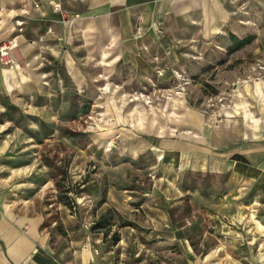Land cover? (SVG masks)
<instances>
[{"label": "crops", "instance_id": "obj_1", "mask_svg": "<svg viewBox=\"0 0 264 264\" xmlns=\"http://www.w3.org/2000/svg\"><path fill=\"white\" fill-rule=\"evenodd\" d=\"M53 2L60 3L73 21H62L52 10ZM21 9L27 10L25 16H20ZM16 18L23 21L20 32ZM263 25L264 0H0V43L12 37L17 40L10 52L11 64H0V96L3 100L22 97L32 93L38 83L45 84L44 74L38 77L26 65L29 61L37 65L35 56L39 54L63 63L76 87L81 80L102 76L132 88L136 79L153 76L155 57L164 68L184 70V47L176 51V42L209 38L226 54L230 33L240 39L253 35L250 44L224 56L225 64L233 65L226 76L209 82L215 90H223L222 81L234 78L237 64H242L248 52L251 57L264 53V39L257 43ZM138 28L141 35L136 38ZM191 68L195 74V65ZM241 84L230 92L229 108L220 109L216 116L186 109L184 128L174 137H162L164 124L157 126L152 121L157 135L147 140L133 137L129 157L136 160L146 152L151 155L150 167L158 175L149 198L131 202V188L111 186L105 200L94 204L99 197L97 188L91 187L84 194L85 210L90 208L91 213L79 220L93 222L107 208H149L148 235L176 239L185 264H264V80L248 79ZM116 92L121 94L112 93ZM157 154H162V161L156 160ZM192 173L226 176L223 190L204 194L197 187L185 186L186 175ZM243 184L251 198L252 191L259 190L261 209L239 199ZM8 191L9 185L0 181V264H109L101 260L99 246L93 244L95 233L76 225L64 226V234L52 231L51 224L42 226L43 214L14 212ZM150 198L154 200L150 202ZM182 206L187 212L180 218L183 223L169 230L170 210ZM247 207L259 219L250 213L245 222L253 221L259 235L249 236V230L239 229L240 213ZM67 211L50 222H77V216Z\"/></svg>", "mask_w": 264, "mask_h": 264}, {"label": "rangeland", "instance_id": "obj_2", "mask_svg": "<svg viewBox=\"0 0 264 264\" xmlns=\"http://www.w3.org/2000/svg\"><path fill=\"white\" fill-rule=\"evenodd\" d=\"M68 18L70 14H67L65 20ZM258 37L260 40L257 43H261L264 28ZM208 39L197 42L187 38L184 43H174L178 46L176 51L184 47V60L187 64L184 70L169 66L164 68L162 75L154 70L150 79H136L132 88L102 76L81 80L76 87L70 82L63 63L54 61L48 54H39L49 59L50 64L45 62L33 73L38 77L43 73L48 74L44 76L48 84L38 83L39 86L32 93L22 97L18 95L3 100L0 96V181L9 185L11 209L20 214H43L45 221L51 224L50 229H56V224L49 221L71 209L70 212L77 216L78 221L62 224L63 227L69 229L76 225L75 228L95 233L93 244L99 246L101 260L109 264H185L176 239L148 235L151 227L147 215L149 208L138 211H116L111 208L110 225L100 230H91L96 220L83 221L79 218L91 213L90 208L85 210L84 204V194L91 187L97 188L95 192L99 198L102 192L106 196L111 186L116 189L131 188V202H144L149 198L147 195L154 188L158 175L155 168L150 167L151 155L146 152L136 160L129 157L130 147L135 145L133 137L147 140L157 135L152 121L157 122V126L164 124L162 137H174L184 128L186 109L216 116L223 109L218 98L224 97L222 102L227 104L230 92L242 85L237 82L248 80V76L249 79L257 75L263 77L261 66L264 65V53L257 52L255 57H251L252 52H248L242 64H237L234 78L222 81L225 89L213 93L214 88L209 82L226 76L229 67L233 65L225 64L224 56L227 55ZM220 58L222 63H219ZM191 65L196 67L195 74L191 71ZM33 66L28 68L32 70L35 68ZM176 72L182 73L184 80H179ZM59 78L62 80L61 85ZM184 81H188V84H184ZM181 84L183 89H180ZM196 86L199 92L195 91ZM28 91L31 92V87H28ZM115 91L122 92L124 96L118 99L120 93L113 94ZM177 91L182 92L180 96L185 106L177 109L170 107L169 111H174L177 116L169 118L168 108L163 107L167 105V96ZM134 96L137 100L122 105L123 101ZM134 104L135 112L129 113L128 109ZM228 108L225 106L224 109ZM127 113L132 115L131 118H128ZM171 128L175 131L171 132ZM109 143L111 146L107 149ZM225 181L226 176L223 175L192 173L186 175L184 184H193L201 190L217 193L223 190ZM55 182H59L60 189ZM242 187L238 191L239 199L252 202L253 207L261 209L259 190L254 189V197L251 198V192L246 195L245 185ZM65 197L71 207L74 205V209L58 201ZM153 200L149 199L150 202ZM96 212L97 209L94 214ZM169 213L172 219L169 230H172V226L181 225L183 222L180 218L187 214L183 206L171 209ZM250 213L259 219L251 207L243 208L239 216L242 221L239 229L242 232L249 230L246 232L249 236L259 235L260 231L253 221L245 222L250 218ZM109 229L111 231L104 236L103 231ZM113 231L120 234L116 244L112 243L110 237Z\"/></svg>", "mask_w": 264, "mask_h": 264}, {"label": "built area", "instance_id": "obj_3", "mask_svg": "<svg viewBox=\"0 0 264 264\" xmlns=\"http://www.w3.org/2000/svg\"><path fill=\"white\" fill-rule=\"evenodd\" d=\"M52 10L54 12H56V13H59L61 15L63 21H65V22H72L73 21V19H72L71 16H70V18H68L67 20H65V17L67 16V13H65L62 10L60 3L53 2L52 3ZM26 14H27V10L21 9L20 16H25ZM15 23H16V25L19 26L18 31H21V26H22V23H23L22 19L16 18L15 19ZM140 35H141V30H140V28H138L136 30L135 37L138 38V37H140ZM176 44H178V43H176ZM15 47H17L16 38L7 39V40H5V41H3V42L0 43V64L7 65L8 63L11 62V60H10V52ZM35 58H36V60L40 58L41 61L38 63V65L33 66V67H35L33 69H39V68H41V66H43L45 64V62H47L48 64H50V60L49 59L48 60L45 59L41 55L40 56H35ZM26 65L27 66H32L31 61L27 62ZM154 68H155L154 69L155 70V73H157L158 75H162L163 74L162 72H164V67H162V64L160 63V59L158 57H155V67ZM261 68H262V70H264V65L261 66ZM43 74H44V76H46V73H43ZM176 75H177V78L179 80H184V78L182 76V73L176 72ZM249 78H250V76H248L247 79H249ZM254 79H256V80L264 79V75H263V77H261V75H257ZM244 81H246V79L245 80H242V82H237V83H243ZM45 84H48V82L45 81ZM61 84H62V80L59 78V85H61ZM184 84H188V81H184ZM181 85L182 86L180 87V89H183L184 86H183V84H181ZM177 92L178 93H182L181 91H177ZM177 92H175V93H177ZM223 98L224 97H222V98L219 97L218 98V101L221 102L220 103V107L221 108H225V106L226 107H229V103H230L229 96H228V99H227V104L226 103L224 104L222 102V100L225 99V98L224 99ZM156 159H157V161L161 160L162 159V154L156 155Z\"/></svg>", "mask_w": 264, "mask_h": 264}, {"label": "trees", "instance_id": "obj_4", "mask_svg": "<svg viewBox=\"0 0 264 264\" xmlns=\"http://www.w3.org/2000/svg\"><path fill=\"white\" fill-rule=\"evenodd\" d=\"M229 38H230V41H231V45L227 48L226 50V54L229 55L241 48H243L244 46L250 44L252 42V40L254 39V36L253 35H249V36H246V37H243V38H238L235 34L233 33H230L229 34ZM219 63H222V60L219 61ZM206 86H208L206 84ZM213 93H217V90L213 89ZM55 185L58 189H60V184L59 182H55ZM191 188L194 187L193 184L190 185ZM204 194H209L211 192H208V191H204L203 192ZM67 198H59V202L61 204H63L64 206H67V207H71L72 205H70V203L68 202V200H66ZM105 200V192H102L101 195H100V198L98 200V203H102L103 201ZM71 208H75L74 205L73 207ZM71 210V209H70ZM111 208H107L103 214L99 215V217L96 219V221L94 222V225L91 227V230H100V229H104L105 226H109L110 225V218H111V214H110V211ZM50 222V221H49ZM50 224V223H49ZM49 224L47 223V221H44L43 225L42 226H45V227H49ZM56 229H52V231H56V232H59L60 234H64V227L62 225V223L60 221H56ZM126 224H123L122 226H125ZM111 231L110 229L109 230H105L103 231V235L104 236H107L108 232ZM111 241L113 244H116L119 240H120V234L118 231H113L111 233Z\"/></svg>", "mask_w": 264, "mask_h": 264}, {"label": "bare ground", "instance_id": "obj_5", "mask_svg": "<svg viewBox=\"0 0 264 264\" xmlns=\"http://www.w3.org/2000/svg\"><path fill=\"white\" fill-rule=\"evenodd\" d=\"M102 56H104L105 57V54H102ZM181 95V93H175V94H170V95H168L167 96V105L165 106V107H163V109H165L166 107L168 108V112L169 113H174V111H169V108L171 107V109H177V108H182V106L184 107L185 106V101L182 99V97L180 96ZM124 96V94L121 92V94H120V98H122ZM135 101V100H137L136 99V96H134L132 99H130V100H127L126 102L125 101H123V104L122 105H124V104H128V102H130V101ZM121 105V106H122ZM135 104L134 105H131L130 106V108L128 109L129 111V113H133V112H135ZM166 111V110H165ZM111 146V143H109V144H107V149H109V147Z\"/></svg>", "mask_w": 264, "mask_h": 264}]
</instances>
